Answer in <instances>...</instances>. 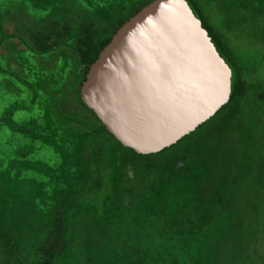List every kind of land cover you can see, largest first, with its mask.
<instances>
[{"label": "rangeland", "instance_id": "374dc122", "mask_svg": "<svg viewBox=\"0 0 264 264\" xmlns=\"http://www.w3.org/2000/svg\"><path fill=\"white\" fill-rule=\"evenodd\" d=\"M191 1L246 90L158 166L192 180L185 158L198 164V155L220 174L210 212L185 218L166 264H264V0ZM143 2L0 0V264H41L46 253L51 264H120L94 252L90 236L137 158L80 104L78 52L87 36L100 50Z\"/></svg>", "mask_w": 264, "mask_h": 264}, {"label": "water", "instance_id": "95a60500", "mask_svg": "<svg viewBox=\"0 0 264 264\" xmlns=\"http://www.w3.org/2000/svg\"><path fill=\"white\" fill-rule=\"evenodd\" d=\"M230 75L186 0H150L88 64L78 94L121 146L151 154L227 103Z\"/></svg>", "mask_w": 264, "mask_h": 264}, {"label": "trees", "instance_id": "16d2710c", "mask_svg": "<svg viewBox=\"0 0 264 264\" xmlns=\"http://www.w3.org/2000/svg\"><path fill=\"white\" fill-rule=\"evenodd\" d=\"M149 1L144 0L140 6L134 8L126 16L121 17L118 25ZM186 2L193 14L200 20L201 26L206 29L216 51L230 68V96L227 101L229 103L244 94L246 90L245 83L238 77L239 71L223 50L220 39L215 36L213 30L206 24L205 19L198 13L193 2L191 0L190 2L186 0ZM108 39L109 37L105 42ZM54 44H56L55 40L48 45L41 46L40 49L51 47ZM101 45L102 43L95 48L92 45L91 38L89 36L86 37L84 41L85 49L78 52L80 62L83 65L82 79L88 64L95 58ZM227 103L220 108L226 106ZM80 104L85 107L81 101ZM85 109L96 120L101 132L109 138H113L105 131L92 112L86 107ZM187 135L181 137L174 144L151 154H137L127 148L137 160L134 161L129 169L124 171L123 177L118 183L117 196L110 205L108 221L99 228L97 227L90 236L91 247L94 252L101 256L103 255V258L114 256L118 258L120 264H132L133 262L130 260L137 259V256L141 257L138 264L169 263V259L175 250V240L183 232V225L184 227L187 226L188 222L185 221V218L193 214L198 217L207 211L210 212L212 197L220 185V174L216 165L194 154L196 159L198 161L201 160L200 163L205 165V171L202 173L199 166L200 163H192L189 160L191 158L186 157L185 160L194 170L193 175L195 177L192 180L188 179L185 174L174 178L176 166L167 170H158L161 160L170 152V147L178 144ZM192 158L194 159V157ZM159 194L163 199V205L162 203L156 204V201H159L158 198H160ZM161 205L163 208H156ZM95 232H97L96 235ZM98 233H101V235H98ZM46 256V261H41V264H51L50 261H47L51 255L46 253ZM101 261L96 259L95 264H99Z\"/></svg>", "mask_w": 264, "mask_h": 264}, {"label": "flooded vegetation", "instance_id": "af4514ba", "mask_svg": "<svg viewBox=\"0 0 264 264\" xmlns=\"http://www.w3.org/2000/svg\"><path fill=\"white\" fill-rule=\"evenodd\" d=\"M227 54V53H226ZM228 55V54H227ZM232 61V63L236 66V68L238 69V73H239V75H238V77L240 78V79H242L243 80V75L241 74V69H240V67H239V65L235 62V60L233 61V60H231ZM230 77H231V75H230Z\"/></svg>", "mask_w": 264, "mask_h": 264}]
</instances>
